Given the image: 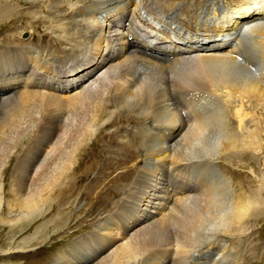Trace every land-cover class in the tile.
I'll return each instance as SVG.
<instances>
[{"label": "bare ground", "instance_id": "bare-ground-1", "mask_svg": "<svg viewBox=\"0 0 264 264\" xmlns=\"http://www.w3.org/2000/svg\"><path fill=\"white\" fill-rule=\"evenodd\" d=\"M39 1L45 11L34 14V21H48L49 33L63 38L74 54L67 61L49 58V64L44 57L43 66L39 61L32 66L45 77L44 84L30 85L32 108L49 114L47 141L36 149L26 174L38 158L34 176L53 175L56 163L72 159L76 147L80 153L84 147L82 156L91 153L101 146L103 129L123 120L135 124L134 130L117 139L120 150L104 159L100 173L116 160L131 167L142 163L116 219L124 223V241L99 259L83 263L75 255L67 264H229L213 240L245 232V220L262 206L248 199L228 203L227 178L213 160L231 168L228 159L239 155V137L225 127L232 95L239 100L234 114L241 121L244 98L264 97V0H231V10L210 7L214 0ZM156 5L167 17L154 12ZM218 12L227 14L216 18ZM68 76L73 78L64 79ZM11 84L0 89V104L26 88ZM62 89L73 93L65 109L45 107L42 97L49 101L48 94ZM128 172H118L116 181L133 177ZM110 224L103 230L121 234Z\"/></svg>", "mask_w": 264, "mask_h": 264}, {"label": "rangeland", "instance_id": "rangeland-1", "mask_svg": "<svg viewBox=\"0 0 264 264\" xmlns=\"http://www.w3.org/2000/svg\"><path fill=\"white\" fill-rule=\"evenodd\" d=\"M230 2L214 0L209 6L223 4L231 10ZM41 5L43 3L39 0L34 4L31 0H0V89L12 85L11 82L19 83V86L26 84V88L0 104V264H67L68 257L75 255L82 256L79 259L83 263L99 259L113 243L124 241L120 238L125 226L121 221L116 223V219L142 166L139 163L131 167L129 161L116 160V164L112 163L106 173H100L104 159L107 156L115 158V151L120 150L116 149L117 139L128 137L134 130L135 124L123 120L103 129L97 138L101 146L91 147V153L82 156L84 147L81 153L80 148L76 147L72 159L56 163L53 175L51 173L41 179L34 176L42 162L38 158L30 173L26 174L32 158L37 157L36 149L47 141L46 122L49 114L32 108L36 102L30 92L31 83L38 82L33 87L45 83L42 82L45 77L41 72L36 74L32 71V66L38 61L43 66L42 59L45 58L48 64L51 61L49 58L67 61L74 54L66 47L63 38L49 33L48 21L40 24L34 21V14L45 11ZM161 10L156 5L154 12L160 13ZM162 12L161 16L167 17L166 11ZM217 14L216 18L227 13ZM172 35L175 36L174 32ZM29 47H32L31 51ZM31 71L36 74L33 80ZM66 78L69 80L73 77ZM73 80L67 82L68 87L73 85ZM71 94L62 89L57 96L48 94L49 101L43 96L42 102L45 107L50 103L52 108L63 111ZM232 97L229 96L228 109H224L227 115L225 127L227 124V132L239 137V155L228 159L233 161L231 168L223 167L220 160L213 161L219 163V169L227 178L225 197L228 203L248 199L254 205L260 204L262 209L245 220L247 231L240 235H236V230L219 234L212 243H215L221 255L229 257V264H239L241 260H250V264H264V97L249 95L244 98V107L240 111L242 121L234 114L235 109L240 107L237 105L239 100ZM15 106L19 109H14ZM218 152H222L221 146ZM91 161L95 165H91ZM121 170L134 172V175L116 181V174ZM19 187L25 189L19 192ZM29 188L30 192L26 191ZM108 220L114 222V225L110 224L112 230L116 228L121 232L117 237L113 232L103 230L107 223L112 222ZM249 247H254V250Z\"/></svg>", "mask_w": 264, "mask_h": 264}]
</instances>
